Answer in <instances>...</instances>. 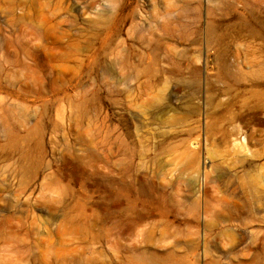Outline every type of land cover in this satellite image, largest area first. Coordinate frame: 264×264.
<instances>
[{
  "label": "rangeland",
  "instance_id": "1",
  "mask_svg": "<svg viewBox=\"0 0 264 264\" xmlns=\"http://www.w3.org/2000/svg\"><path fill=\"white\" fill-rule=\"evenodd\" d=\"M0 264H264V0H0Z\"/></svg>",
  "mask_w": 264,
  "mask_h": 264
}]
</instances>
